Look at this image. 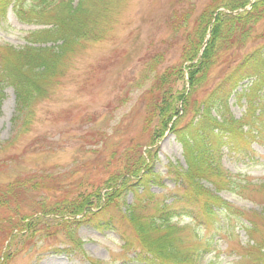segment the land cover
<instances>
[{
	"label": "trees",
	"instance_id": "1",
	"mask_svg": "<svg viewBox=\"0 0 264 264\" xmlns=\"http://www.w3.org/2000/svg\"><path fill=\"white\" fill-rule=\"evenodd\" d=\"M248 1L211 0L199 14L190 6L172 11L166 20L171 31L179 35L181 29H186L179 60L161 72L156 69L164 62L163 53L153 54L146 63V72L154 81L149 91L153 99L145 107L144 118L149 146H154L169 131L180 144L185 163L184 167L166 168L165 176L173 181V198L157 204L152 215L145 211L155 197L150 193L149 184L158 176L149 168V151L138 158V164L110 175L103 189L81 180L67 182L60 174L41 172L20 176L16 181L0 183V207L12 213L8 224L11 231L17 232L11 237L12 241L58 240L65 246L55 249V253L69 257L81 255L88 264H101L81 250L77 230L91 225L102 232L114 228L116 223L130 229L128 235L120 236L121 250L131 255L130 260L135 264H203L207 254L218 255L215 247L220 233L227 231L224 222L230 225L231 217H240L243 219L239 223L246 220V225L242 226L248 242L238 247L235 256L240 264H264V211L246 215L216 195L225 189L237 195L238 190L245 189L235 185L238 176L224 170L220 159L224 147L246 156L253 139L252 130H258L256 125L262 120L264 43L205 91L203 99L197 98L218 52L244 47L264 38L256 33L264 24V0H254L248 11L237 14L218 11L244 8ZM126 5L127 0H0L1 18L10 6L21 24L49 26L27 32L25 46L0 48V90L5 87L14 90L16 118L13 124L18 134L28 132L30 110L48 97L67 69L66 65L90 44L105 40ZM44 44L51 46L41 47ZM185 75L188 88L175 91L174 87L183 82ZM244 81L251 83L246 92L239 95L246 100L247 110L236 120L228 110L227 100ZM255 102L259 105H254ZM204 182L209 183L214 192L206 188ZM72 187L77 190L74 196L67 189ZM255 192L264 196V184ZM126 193H133L136 199L125 205L122 213L120 202ZM144 199L146 203H142ZM181 217L190 219L191 229L178 225L176 219ZM23 222L26 224L22 225ZM10 259V255L5 256L2 264H8Z\"/></svg>",
	"mask_w": 264,
	"mask_h": 264
},
{
	"label": "rangeland",
	"instance_id": "2",
	"mask_svg": "<svg viewBox=\"0 0 264 264\" xmlns=\"http://www.w3.org/2000/svg\"><path fill=\"white\" fill-rule=\"evenodd\" d=\"M210 1L127 0L128 6L105 40L92 43L77 54L71 64L66 65L67 69L48 97L32 107L30 129L25 134L16 135L11 124V118L15 116L14 97L10 89H5L0 104V183L46 172L60 174L67 182L81 180L103 189L110 175L120 174L123 168L137 163L138 158L149 151V168L158 176L153 184H149L150 193L155 197L145 211L152 215L157 204L170 201L175 191L173 181L165 176V168L183 166L184 163L179 144L169 134L155 146L148 147L150 138L149 132L144 130V118L145 107L153 99L149 91L154 81L146 72V63L153 54L163 53L164 62L157 67L158 72L175 64L179 60L186 29H181L179 35L174 34L166 24L167 17L172 11L188 5L199 13ZM1 19L0 45L21 46L26 32L41 29L19 24L9 10L4 20ZM256 33L264 36V24ZM263 43L264 38L244 47L218 52L197 98L203 99L205 91ZM185 86V83L178 82L174 90L181 91ZM248 86L249 83L245 82L236 93ZM228 107L236 119H240L247 109L245 101L237 99L236 95L230 97ZM261 117L256 125L258 130H252L253 139L246 156L224 148L220 159L224 170L238 176L235 185L245 189L238 190L237 195L225 189L218 195L246 215L264 211V196L255 192L260 184H264V113ZM203 184L214 192L209 183ZM67 189L72 196L77 192L73 187ZM138 192L140 194L141 190ZM18 198L21 200L22 196ZM135 199L133 193L124 195L120 202L123 204L122 213L125 205L134 203ZM141 201L147 202L145 199ZM7 215L8 211L0 208V219ZM224 217L227 214L224 213ZM241 219L231 217L230 225L224 222L227 231L220 233L215 247L218 255L207 254L203 264H240L235 254L238 247L247 242L242 226L245 222L239 223ZM176 221L179 226L191 229L189 218L181 217ZM113 227L102 232L91 225L79 228L77 235L82 241V251L101 264H134L131 255L121 250L120 236L128 235L130 229L116 223ZM4 233L0 231V244ZM19 242L15 240L8 249L7 254L12 256L9 264H88L81 255L68 257L53 253L51 250L56 246H65L58 240Z\"/></svg>",
	"mask_w": 264,
	"mask_h": 264
}]
</instances>
